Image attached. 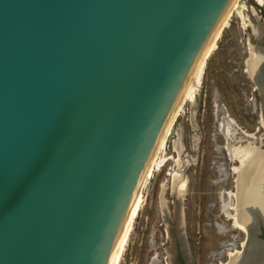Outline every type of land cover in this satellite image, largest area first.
<instances>
[{
  "label": "water",
  "instance_id": "water-1",
  "mask_svg": "<svg viewBox=\"0 0 264 264\" xmlns=\"http://www.w3.org/2000/svg\"><path fill=\"white\" fill-rule=\"evenodd\" d=\"M231 1L0 0V264H110Z\"/></svg>",
  "mask_w": 264,
  "mask_h": 264
},
{
  "label": "rangeland",
  "instance_id": "rangeland-1",
  "mask_svg": "<svg viewBox=\"0 0 264 264\" xmlns=\"http://www.w3.org/2000/svg\"><path fill=\"white\" fill-rule=\"evenodd\" d=\"M257 7L256 0L233 1L204 58L196 111L189 92L173 118L166 146L150 164L117 264H222L240 249L235 244L245 233L227 215L235 212L229 206L236 203L233 151L264 143L260 98L242 70L248 42L255 39L248 25L249 19L258 24L252 12ZM175 172L188 180L182 199L172 191ZM223 249L227 256L220 253Z\"/></svg>",
  "mask_w": 264,
  "mask_h": 264
},
{
  "label": "bare ground",
  "instance_id": "bare-ground-1",
  "mask_svg": "<svg viewBox=\"0 0 264 264\" xmlns=\"http://www.w3.org/2000/svg\"><path fill=\"white\" fill-rule=\"evenodd\" d=\"M233 1L234 0L230 2L227 9L223 13L194 71L192 72L177 104L175 105L168 122L166 123L160 137L158 138V142L148 161V165L141 177L139 190L137 191L131 202L129 211L124 220L122 230L114 245L110 264L118 263L124 246L127 243L128 231L133 222L136 210L141 199V186L145 181V177L150 167V164L152 163L154 158L157 157L162 147L166 146L165 138L171 130L173 118L176 114V111H178V109L181 107L185 97L188 95L189 92H191L190 102L193 106V114L196 111L195 102L198 93L196 94L195 89H197L198 84L201 83V81L203 80L202 68L204 58L207 54V51L211 47V44L214 38L216 37L221 25L225 21ZM256 1L261 4L264 3V0ZM251 26L253 32L256 35L263 34L264 25L262 26L261 24L260 26H258L252 24ZM247 59V73H249L251 78H253V80L258 84L262 91V96H264V49L250 46V55ZM260 117L262 121L261 124L264 127V101L261 105ZM177 150H179V147H177ZM233 152L235 159L238 161V165L233 167V171L237 174L235 185L237 189L235 192L236 203L233 206H229V208H232L235 212L233 214L227 212V215L233 220L234 226L246 234V239L242 243L243 250L231 251L229 253L228 261L222 264H263L264 252L261 246V242L256 236V233L258 218H260L264 223V150H262L258 145L250 144L248 146H237ZM187 188V178L182 174L175 172L172 179V191L174 195L182 199L183 196L186 194ZM165 189L166 188L164 187L161 194L162 208H164L165 206Z\"/></svg>",
  "mask_w": 264,
  "mask_h": 264
},
{
  "label": "flooded vegetation",
  "instance_id": "flooded-vegetation-1",
  "mask_svg": "<svg viewBox=\"0 0 264 264\" xmlns=\"http://www.w3.org/2000/svg\"><path fill=\"white\" fill-rule=\"evenodd\" d=\"M256 3H257V5H258V7L256 8V9H254L252 12L254 13V16H255V18L258 20V24H253V22H252V20H250L249 18V22H251L253 25H258V26H260L261 24H262V26L264 25V15H263V13H264V3L263 4H261V3H259V2H257L256 1ZM261 18H263V22H260L261 20ZM248 26H250L251 27V25H248ZM252 28V27H251ZM252 32H253V30H252ZM253 36H254V41L253 42H248V46H247V54H248V56H247V58H249V55H250V46H254V47H257V48H262V49H264V32H263V34L262 35H256L254 32H253ZM257 37V38H256ZM245 51V52H246ZM245 59L244 60V64L243 65H245V67L244 68H242V70H243V72L244 73H246L247 74V77L248 78H250L254 83H255V86H256V88H255V90H257V94H258V96H259V98H260V110H261V105H262V103H263V101H264V96H262L263 94H262V91H261V89H260V87L258 86V84L253 80V78H251V76H250V74L249 73H247L248 71H247V60L248 59ZM237 70H239L238 68H237ZM250 76V77H249ZM260 144H262V147L264 148V143H262V142H260L259 144H258V146L260 145ZM257 236V238L260 240V242H261V246H262V248H263V252H264V227H262V232L261 233H259L258 235H256ZM245 239H246V234H245V236H244V240L242 241V242H239V244L237 245V244H235V246L237 247V246H239L240 247V249H238V248H235L234 250H237V251H241V250H243V246H242V243L245 241ZM226 244H228V245H230V244H232L231 242H225ZM225 243H223L222 244V246L225 244ZM228 245H226V246H223L224 248H226ZM233 245V244H232ZM235 246H232V247H235ZM222 252H224V253H222ZM227 252H228V250L227 249H223L220 253H222V254H226V256H227ZM228 261V256H227V260H226V262ZM177 264H179V263H177ZM183 264H188V263H183ZM263 264H264V262H263Z\"/></svg>",
  "mask_w": 264,
  "mask_h": 264
}]
</instances>
